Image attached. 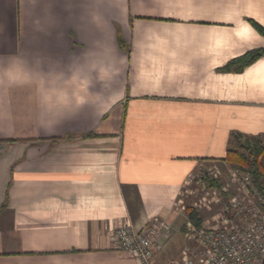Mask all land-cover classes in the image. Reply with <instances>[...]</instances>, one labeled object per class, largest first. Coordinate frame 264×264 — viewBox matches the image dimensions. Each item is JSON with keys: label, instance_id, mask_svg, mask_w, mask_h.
<instances>
[{"label": "crops", "instance_id": "crops-1", "mask_svg": "<svg viewBox=\"0 0 264 264\" xmlns=\"http://www.w3.org/2000/svg\"><path fill=\"white\" fill-rule=\"evenodd\" d=\"M257 25L264 0H0V264H138L115 230L155 216L156 264L191 243L192 177L264 141V54L224 69Z\"/></svg>", "mask_w": 264, "mask_h": 264}, {"label": "built area", "instance_id": "built-area-1", "mask_svg": "<svg viewBox=\"0 0 264 264\" xmlns=\"http://www.w3.org/2000/svg\"><path fill=\"white\" fill-rule=\"evenodd\" d=\"M232 175L239 183V192L223 200V226L196 225L189 220L185 236L191 243L182 248L179 258L167 264H264V195L249 172L233 168ZM222 176L220 170L200 171L192 181L203 188L217 187L211 181H220ZM220 191L230 192L225 186ZM114 235L118 248L138 264H156L155 257L164 248L160 238H169L171 228L166 219L155 216L142 230L125 224Z\"/></svg>", "mask_w": 264, "mask_h": 264}, {"label": "trees", "instance_id": "trees-1", "mask_svg": "<svg viewBox=\"0 0 264 264\" xmlns=\"http://www.w3.org/2000/svg\"><path fill=\"white\" fill-rule=\"evenodd\" d=\"M260 32L264 34V28L258 26ZM264 54V49H257L245 54L244 56L231 61L225 70H229L231 65L236 64L237 70H241L245 65L250 64L258 57ZM264 154V141L261 136H249L240 132H232L229 141V147L225 160L233 168H241L252 175L253 182L259 191L264 195V166L262 164V156ZM211 184L221 188L219 180H212ZM227 198L231 195L226 194ZM188 219L196 225H201L197 211L187 208Z\"/></svg>", "mask_w": 264, "mask_h": 264}, {"label": "rangeland", "instance_id": "rangeland-1", "mask_svg": "<svg viewBox=\"0 0 264 264\" xmlns=\"http://www.w3.org/2000/svg\"><path fill=\"white\" fill-rule=\"evenodd\" d=\"M233 167L230 164L218 165L211 170H221L222 179L221 187L225 186L229 189L231 196L238 191L239 183L233 179L232 175ZM211 170H204V172L209 173ZM215 189H217L215 191ZM221 188L210 187L203 188L201 185L193 182V189H191V195L187 198V206L194 208L197 211L199 218L201 219V224L203 225H214L223 226L224 214H223V200L228 199V193L220 191ZM230 196V197H231ZM187 226L185 225L183 231L186 232ZM186 244V243H185ZM181 252L178 251L167 256V260L176 259L180 257ZM168 262V261H167Z\"/></svg>", "mask_w": 264, "mask_h": 264}]
</instances>
